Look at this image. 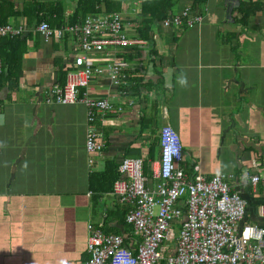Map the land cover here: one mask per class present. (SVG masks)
Here are the masks:
<instances>
[{"label": "crops", "instance_id": "0c3cea01", "mask_svg": "<svg viewBox=\"0 0 264 264\" xmlns=\"http://www.w3.org/2000/svg\"><path fill=\"white\" fill-rule=\"evenodd\" d=\"M142 1L123 13L133 31ZM240 2L262 5L246 25L236 12ZM38 3L63 4L67 19L77 9V0H0L2 16L19 15L5 25L26 26L20 13ZM183 5L191 9L190 0ZM184 10L177 6L174 14ZM197 16L202 22L192 27L155 26L143 49L93 56L101 67L114 57L126 60L134 83L131 106L105 72L84 89L124 109L100 126L106 146L94 154L86 150V106L47 103L60 68L74 62L73 37L46 41L38 27L24 35L33 38L17 81L0 86V264H85L89 224L138 244L126 222L129 206L113 188L125 158H141L146 173L159 166L157 138L167 126L182 140L186 173L224 175L246 200L238 229L264 227V187L250 184L251 176L264 177V0H207Z\"/></svg>", "mask_w": 264, "mask_h": 264}, {"label": "built area", "instance_id": "2783aa9c", "mask_svg": "<svg viewBox=\"0 0 264 264\" xmlns=\"http://www.w3.org/2000/svg\"><path fill=\"white\" fill-rule=\"evenodd\" d=\"M126 22L124 15L111 13L89 16L80 27L55 30L43 22L36 30L46 41L60 42L68 35L73 37L76 49L67 84L63 88L57 86L47 103L86 106L89 126L86 150L90 154L101 153L106 146L100 126L113 124L106 118L120 117L124 112L123 106L92 99L83 92L92 78L105 72L120 96L130 106L133 104L129 99L134 86L129 76L130 64L114 57L101 67L93 59L108 50L147 46L146 40L129 34L133 29ZM201 22V16L185 9L171 15L161 26L177 29ZM24 27L0 26V38L25 35ZM159 136L161 160L152 178L144 174L141 158H125L113 188L119 203L129 206L126 222L133 226L138 244L131 246L123 236L107 234L101 227L89 224L90 259L85 264H264V227L243 224L238 229L245 219L246 200L232 189L224 175L208 178L196 168L191 178L182 167L184 146L179 135L167 126ZM150 182L156 186L149 188ZM250 184L253 188L260 184L264 187V177L251 176ZM259 215L264 220V206Z\"/></svg>", "mask_w": 264, "mask_h": 264}, {"label": "trees", "instance_id": "16d2710c", "mask_svg": "<svg viewBox=\"0 0 264 264\" xmlns=\"http://www.w3.org/2000/svg\"><path fill=\"white\" fill-rule=\"evenodd\" d=\"M185 1L187 0L142 1L138 18H136V29L132 31L134 32L133 34L146 41L148 39L150 40L149 34L152 33L155 26L162 25L166 19L175 13L177 6H179V9L184 10L185 5H183L181 8L180 6ZM206 2L207 0H190V10L195 15H201L202 8ZM261 10L262 5L259 2H240L236 10L237 14L240 16L239 23L246 25L249 18L256 16L259 14V12H261ZM111 13L123 15L124 10L122 3L116 0H77V9L69 19H67L65 16L63 4L38 3L32 4V6L30 5L28 8H25L24 12L20 13V16L27 18L28 21L24 29L29 32L30 30H34L43 22L49 24L55 30L62 29L66 26L80 27L83 25L85 19L89 16ZM17 16H19L17 12L7 13L5 16L0 14V26H5L7 19ZM128 22L126 23H130V25L135 24ZM38 35L39 34L37 33V37ZM39 37L41 36L39 35ZM67 37L70 36L68 35ZM32 38V35L29 37L22 35L15 38H0V59L2 63L0 86L5 83L17 81L23 56L26 53V50H28V40ZM69 70V67L64 69L60 68V84L57 86L61 88L66 86ZM157 144L160 146L159 135L157 138ZM144 174L147 177L152 178L153 172L146 173L144 171ZM195 174V172H191L188 175L193 178Z\"/></svg>", "mask_w": 264, "mask_h": 264}, {"label": "rangeland", "instance_id": "374dc122", "mask_svg": "<svg viewBox=\"0 0 264 264\" xmlns=\"http://www.w3.org/2000/svg\"><path fill=\"white\" fill-rule=\"evenodd\" d=\"M116 1H119L120 3H122V7L124 9V12H126L128 8H130L131 10H133L134 9V7H133L134 5L132 6V4L134 2H140L141 0H116ZM137 7H138V5H137ZM177 235H179V227L178 226H177V229H176V236ZM174 242H175V240H174ZM172 245L173 244H171V246Z\"/></svg>", "mask_w": 264, "mask_h": 264}, {"label": "clouds", "instance_id": "9594fccd", "mask_svg": "<svg viewBox=\"0 0 264 264\" xmlns=\"http://www.w3.org/2000/svg\"><path fill=\"white\" fill-rule=\"evenodd\" d=\"M181 83H184V81H181Z\"/></svg>", "mask_w": 264, "mask_h": 264}]
</instances>
